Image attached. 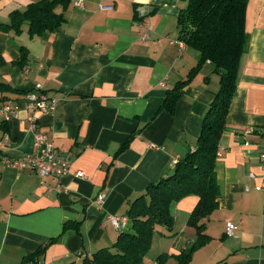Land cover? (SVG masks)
Segmentation results:
<instances>
[{"label": "crops", "instance_id": "1", "mask_svg": "<svg viewBox=\"0 0 264 264\" xmlns=\"http://www.w3.org/2000/svg\"><path fill=\"white\" fill-rule=\"evenodd\" d=\"M36 1L0 0V24ZM184 5L181 0H71L64 23L51 33L30 39L26 28L20 35L0 31V56L6 62L0 83L23 92L44 91L55 100L52 112L42 115L28 110L25 94L0 93V104L17 112L8 122L0 117V264H20L52 238L56 242L40 264H78L82 256L113 244L120 231L110 218L125 216L129 202L148 183L171 173L194 147L218 89L209 62L182 89L174 114H156L166 92L199 58L197 51L179 45L177 16ZM244 28L248 48L240 58L214 163L218 208L203 220L206 234L218 224L215 236L228 240L210 243L202 264H264V196L254 190L264 154V136L257 133L264 129V0H249ZM21 46L28 51L24 68L10 64ZM30 114L58 153L71 155L67 174L40 177L31 168L19 171L4 164L32 153ZM129 136L127 149L115 154ZM78 171L81 177L75 176ZM100 194L105 197L98 202ZM197 201L188 196L171 205L174 227ZM66 221L79 222V232L62 233ZM227 222L235 226L231 236L225 234ZM184 237L174 255L192 241V235Z\"/></svg>", "mask_w": 264, "mask_h": 264}, {"label": "trees", "instance_id": "2", "mask_svg": "<svg viewBox=\"0 0 264 264\" xmlns=\"http://www.w3.org/2000/svg\"><path fill=\"white\" fill-rule=\"evenodd\" d=\"M181 1L185 5L179 9L177 16L178 41L197 51L199 58L189 69L186 78L177 81L166 92L156 114L161 111L174 114L176 103L182 97V89L195 78L206 62L213 66L212 72L218 76V89L203 114L194 147L174 164L171 173L148 183L144 192L129 202L125 215L127 231L121 230L111 246L98 248L90 256H82L78 264H145L144 258L150 248L154 228L161 226L172 230L174 217L171 205L188 196L198 199L186 222L188 227L195 230V238L179 254L173 255L174 263L190 264L192 253L210 242L203 220L218 208L220 190L215 178L214 163L218 158L216 153L219 142L226 130V117L236 89L240 58L248 48V35L244 26L249 0ZM70 2L39 0L29 3L24 9L11 12L8 22L0 24V31H13L20 35L23 28H26L25 32L30 39L51 33L64 23V12ZM19 53V57L10 64L24 68L28 51L21 46ZM5 65L6 62L0 56V68ZM0 93L26 95L33 92H23L0 83ZM37 93L46 95L44 91ZM132 137L129 136L115 154L127 149ZM79 224L64 222L62 233L68 229L78 233ZM54 242L55 238L50 239L25 256L20 264H40L46 248ZM166 257L165 253L158 255L157 264L163 263ZM63 264H76V261ZM216 264L227 263L220 261Z\"/></svg>", "mask_w": 264, "mask_h": 264}, {"label": "built area", "instance_id": "3", "mask_svg": "<svg viewBox=\"0 0 264 264\" xmlns=\"http://www.w3.org/2000/svg\"><path fill=\"white\" fill-rule=\"evenodd\" d=\"M76 7L81 8V2H77L74 4ZM147 38L146 35L142 37L143 40ZM179 45L184 47V44L179 41ZM27 101V108L33 113L38 114H48L52 112L54 108V101L53 99L49 100L48 97L44 94L39 93H29L25 96ZM17 115L16 109H13L8 104H0V117L3 118L5 122H8L10 119L14 118ZM29 122V129L33 133L34 139L32 144V153L26 155L20 160H4V164L7 167H14L19 171L25 170L27 168H31L38 176L40 177H47V176H55L60 177L68 172V168L70 165L71 155H61L55 149L52 142L48 139L46 133L41 132L38 130V125L36 123V117L33 114L28 116ZM250 132H254V129L248 130ZM257 133L264 136V129L257 130ZM8 138H5L7 141ZM248 145V143H245ZM221 154V149L218 148L217 150V157ZM260 168H261V175L259 183L254 187L256 192H259L264 195V154L260 155ZM76 177H81L82 172L78 171L75 174ZM250 179H255L256 176L254 173H249ZM248 190V188H246ZM104 194H100L97 198L98 202L103 201ZM264 215V214H263ZM127 217L126 216H112L110 218V224L112 225L113 229L116 231H121L127 226ZM235 230V226L227 222L226 223V230L225 234L227 236H231Z\"/></svg>", "mask_w": 264, "mask_h": 264}, {"label": "rangeland", "instance_id": "4", "mask_svg": "<svg viewBox=\"0 0 264 264\" xmlns=\"http://www.w3.org/2000/svg\"><path fill=\"white\" fill-rule=\"evenodd\" d=\"M186 222H187V219L184 220L182 218H179V222H176L175 227L172 230H167L161 226H157L154 228L151 245L144 258L145 264H157V261H156L157 256L162 253H165L167 257L165 261L161 264H175L174 263L175 259L173 255L175 254V251L179 249L181 242L183 241V238H185L184 235L186 236L192 235V240L195 238V230L191 227H187ZM209 224L210 222L207 223V227ZM184 227H186V231L184 234H182V229ZM127 228H125L123 231L125 230L127 231ZM218 232H219L218 224L213 225L210 233L207 232V234L211 238L210 242H208L202 248H199L194 253H192L191 264H202V261H199V260H202L203 256L205 254H208L209 251L211 250L212 247L209 246L210 243L215 242V241H217L218 243H224L225 241L228 240L227 238L224 240L222 238L220 239L221 236H215L217 235ZM113 241L115 242L116 240L114 239ZM111 245L112 244H109V246ZM205 257L206 256H204V258Z\"/></svg>", "mask_w": 264, "mask_h": 264}]
</instances>
